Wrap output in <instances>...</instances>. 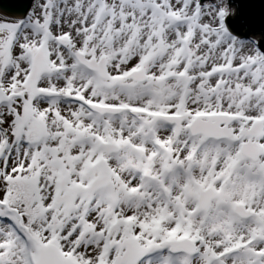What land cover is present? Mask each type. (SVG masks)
Wrapping results in <instances>:
<instances>
[{"label": "snow or ice", "instance_id": "snow-or-ice-1", "mask_svg": "<svg viewBox=\"0 0 264 264\" xmlns=\"http://www.w3.org/2000/svg\"><path fill=\"white\" fill-rule=\"evenodd\" d=\"M226 6L0 18V264H264V53Z\"/></svg>", "mask_w": 264, "mask_h": 264}, {"label": "water", "instance_id": "water-1", "mask_svg": "<svg viewBox=\"0 0 264 264\" xmlns=\"http://www.w3.org/2000/svg\"><path fill=\"white\" fill-rule=\"evenodd\" d=\"M236 7V17L228 20L229 28L244 36L259 34L263 37L260 49L264 53V0H228ZM32 0H0V14L6 18L22 15L31 7Z\"/></svg>", "mask_w": 264, "mask_h": 264}, {"label": "rangeland", "instance_id": "rangeland-1", "mask_svg": "<svg viewBox=\"0 0 264 264\" xmlns=\"http://www.w3.org/2000/svg\"><path fill=\"white\" fill-rule=\"evenodd\" d=\"M226 3L228 5L229 8H233L235 10L234 15H227L225 17L224 23L226 26V29L228 30V32L233 35L234 37H236L237 39L241 40V41H254L255 42V46L256 48L261 52L260 49V43L263 40V37L259 34H250L248 36H244L245 34V30H242L240 32V34L235 33L234 31H232L229 26H228V20H234V18L236 17L237 11H236V7L233 4H230L228 0H226ZM0 18H4L3 16L0 15ZM6 18V17H5Z\"/></svg>", "mask_w": 264, "mask_h": 264}, {"label": "clouds", "instance_id": "clouds-1", "mask_svg": "<svg viewBox=\"0 0 264 264\" xmlns=\"http://www.w3.org/2000/svg\"><path fill=\"white\" fill-rule=\"evenodd\" d=\"M227 7V15H234L235 10L233 8H229L228 5Z\"/></svg>", "mask_w": 264, "mask_h": 264}]
</instances>
